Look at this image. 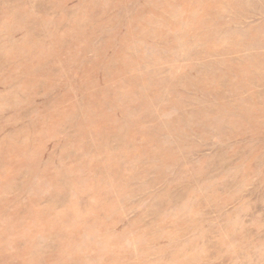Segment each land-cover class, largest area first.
<instances>
[{
	"label": "rangeland",
	"instance_id": "obj_1",
	"mask_svg": "<svg viewBox=\"0 0 264 264\" xmlns=\"http://www.w3.org/2000/svg\"><path fill=\"white\" fill-rule=\"evenodd\" d=\"M0 264H264V0H0Z\"/></svg>",
	"mask_w": 264,
	"mask_h": 264
}]
</instances>
